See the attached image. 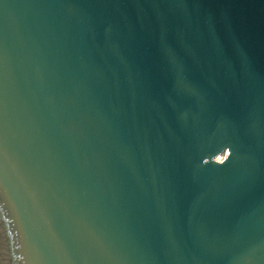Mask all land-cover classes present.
<instances>
[{
	"label": "water",
	"instance_id": "1",
	"mask_svg": "<svg viewBox=\"0 0 264 264\" xmlns=\"http://www.w3.org/2000/svg\"><path fill=\"white\" fill-rule=\"evenodd\" d=\"M0 264H264V0H0Z\"/></svg>",
	"mask_w": 264,
	"mask_h": 264
},
{
	"label": "rangeland",
	"instance_id": "2",
	"mask_svg": "<svg viewBox=\"0 0 264 264\" xmlns=\"http://www.w3.org/2000/svg\"><path fill=\"white\" fill-rule=\"evenodd\" d=\"M225 157L223 156V157H221L219 160H223Z\"/></svg>",
	"mask_w": 264,
	"mask_h": 264
}]
</instances>
